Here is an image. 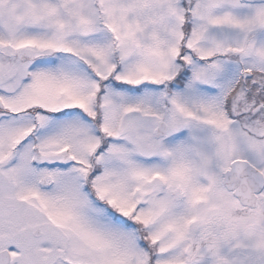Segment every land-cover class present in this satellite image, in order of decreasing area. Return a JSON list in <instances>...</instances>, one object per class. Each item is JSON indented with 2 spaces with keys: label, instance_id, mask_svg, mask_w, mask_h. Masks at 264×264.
<instances>
[{
  "label": "snow or ice",
  "instance_id": "1",
  "mask_svg": "<svg viewBox=\"0 0 264 264\" xmlns=\"http://www.w3.org/2000/svg\"><path fill=\"white\" fill-rule=\"evenodd\" d=\"M0 264H264V0H0Z\"/></svg>",
  "mask_w": 264,
  "mask_h": 264
}]
</instances>
